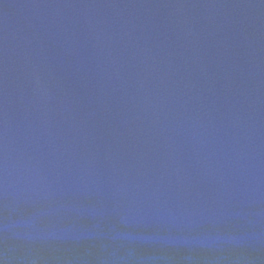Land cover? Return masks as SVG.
Wrapping results in <instances>:
<instances>
[{"label": "water", "instance_id": "95a60500", "mask_svg": "<svg viewBox=\"0 0 264 264\" xmlns=\"http://www.w3.org/2000/svg\"><path fill=\"white\" fill-rule=\"evenodd\" d=\"M0 264H264V0H0Z\"/></svg>", "mask_w": 264, "mask_h": 264}]
</instances>
